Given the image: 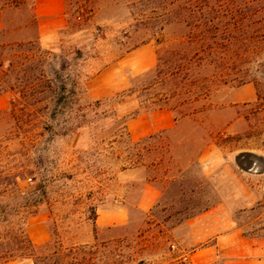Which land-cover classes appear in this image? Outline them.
Returning <instances> with one entry per match:
<instances>
[{"label":"rangeland","instance_id":"obj_1","mask_svg":"<svg viewBox=\"0 0 264 264\" xmlns=\"http://www.w3.org/2000/svg\"><path fill=\"white\" fill-rule=\"evenodd\" d=\"M138 1L67 0L65 27L43 47L75 56L93 100L128 88L174 50L168 57L186 83L174 100L195 101L196 113L123 153L119 144L100 143L112 133L102 116L67 136L44 133L38 115L3 113L12 96L0 97V174L33 169L35 180L28 174L21 188L46 184L28 233L40 255L57 251L58 264L94 257L96 264H203L198 253L231 219L244 235L264 236V171H244L235 161L240 152L264 158V50L201 51L189 46V29L180 23L156 34ZM5 9V40H38L33 0ZM112 213L114 222L95 228Z\"/></svg>","mask_w":264,"mask_h":264},{"label":"trees","instance_id":"obj_2","mask_svg":"<svg viewBox=\"0 0 264 264\" xmlns=\"http://www.w3.org/2000/svg\"><path fill=\"white\" fill-rule=\"evenodd\" d=\"M22 1L5 0L0 8L19 7ZM196 2L192 5L191 0H139L138 4L142 7L145 24L156 34L172 23L184 24L189 29V46L193 44L198 50L226 53L233 49L264 50V6L250 0L236 5L233 0ZM170 4H177V8L171 10ZM4 35L5 29L0 30V95L11 94L12 97L9 109L3 113L20 108L27 115H38L44 133L67 136L78 129L90 128L102 116L112 123V133L100 143L106 142L110 147L119 144L126 153L153 138L150 135L133 141L128 130L131 119L162 109L172 111L175 120L197 112L193 107L195 101L174 100L186 85L185 78L181 77L183 68L176 67L174 59L168 57L173 56L174 50L159 55L156 66L134 77L128 88L93 100L81 76L75 72L71 62L75 56L70 59L65 54L45 49L39 40L12 42L5 40ZM178 52L184 55L187 51ZM258 71L264 76V61L258 65ZM28 174L33 176L30 181H34L33 169H12L10 173L0 174L3 189L0 193V262L58 264L57 251L40 255L39 246L29 236V219L45 201L46 184L40 182L37 190L24 191L20 180ZM88 264H96V257Z\"/></svg>","mask_w":264,"mask_h":264},{"label":"crops","instance_id":"obj_3","mask_svg":"<svg viewBox=\"0 0 264 264\" xmlns=\"http://www.w3.org/2000/svg\"><path fill=\"white\" fill-rule=\"evenodd\" d=\"M67 0H33V18L40 44L45 46L53 41L66 25ZM6 9L0 8V30L5 27ZM7 95V94H2ZM1 97V95H0ZM175 123L174 115L167 109L149 114H141L128 122V130L133 141L141 140L157 132L169 130ZM152 204V203H151ZM150 204V205H151ZM122 214V211H118ZM107 221H98L96 228L114 222L112 216ZM121 219L120 221H122ZM116 222H119L117 220ZM226 230L213 238V243L205 246L198 254L201 263L221 259L222 264H264V236H246L234 220L226 221ZM0 264H33L32 262H0Z\"/></svg>","mask_w":264,"mask_h":264},{"label":"water","instance_id":"obj_4","mask_svg":"<svg viewBox=\"0 0 264 264\" xmlns=\"http://www.w3.org/2000/svg\"><path fill=\"white\" fill-rule=\"evenodd\" d=\"M237 165L244 171L260 173L264 171V158L252 152H240L235 156Z\"/></svg>","mask_w":264,"mask_h":264}]
</instances>
